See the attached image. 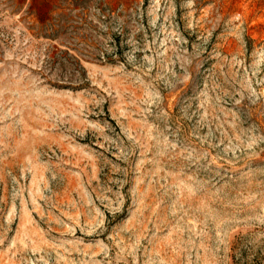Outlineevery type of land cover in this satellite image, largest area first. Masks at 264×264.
I'll use <instances>...</instances> for the list:
<instances>
[{
    "label": "rangeland",
    "instance_id": "374dc122",
    "mask_svg": "<svg viewBox=\"0 0 264 264\" xmlns=\"http://www.w3.org/2000/svg\"><path fill=\"white\" fill-rule=\"evenodd\" d=\"M0 264H264V0H0Z\"/></svg>",
    "mask_w": 264,
    "mask_h": 264
},
{
    "label": "trees",
    "instance_id": "16d2710c",
    "mask_svg": "<svg viewBox=\"0 0 264 264\" xmlns=\"http://www.w3.org/2000/svg\"><path fill=\"white\" fill-rule=\"evenodd\" d=\"M116 54H120V51L118 50V51H116ZM109 61H110V59H108Z\"/></svg>",
    "mask_w": 264,
    "mask_h": 264
}]
</instances>
